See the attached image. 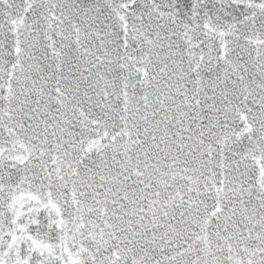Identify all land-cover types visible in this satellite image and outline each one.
Masks as SVG:
<instances>
[{
    "label": "snow or ice",
    "instance_id": "6c2138e0",
    "mask_svg": "<svg viewBox=\"0 0 264 264\" xmlns=\"http://www.w3.org/2000/svg\"><path fill=\"white\" fill-rule=\"evenodd\" d=\"M0 264H264V0H0Z\"/></svg>",
    "mask_w": 264,
    "mask_h": 264
}]
</instances>
